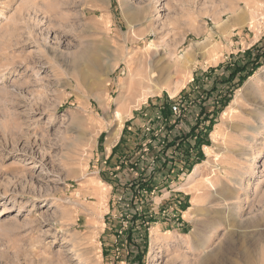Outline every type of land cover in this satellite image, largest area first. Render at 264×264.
Wrapping results in <instances>:
<instances>
[{"label": "rangeland", "instance_id": "obj_1", "mask_svg": "<svg viewBox=\"0 0 264 264\" xmlns=\"http://www.w3.org/2000/svg\"><path fill=\"white\" fill-rule=\"evenodd\" d=\"M263 46L264 0H0V264H264V59L219 81Z\"/></svg>", "mask_w": 264, "mask_h": 264}, {"label": "bare ground", "instance_id": "obj_2", "mask_svg": "<svg viewBox=\"0 0 264 264\" xmlns=\"http://www.w3.org/2000/svg\"><path fill=\"white\" fill-rule=\"evenodd\" d=\"M193 57V54L192 53H186L184 57H182L181 59H178L176 58V60L173 61L172 63V68L175 69V70H178L180 72H183L185 70V68L188 66V63L190 62V58ZM169 65V64H168ZM165 68V67H164ZM170 68V67H169ZM172 69V70H173ZM129 70V69H128ZM170 72V71H169ZM169 72H167L165 74V76L168 77L169 75ZM130 73V72H129ZM145 73V72H143ZM143 73L142 71H137L136 69L132 70V72L130 73L131 75V84L133 85L134 89H139V90H143V93L144 95L146 94H152V93H156L157 91L155 90H150V89H147L145 87L147 81L145 80V77H143ZM250 85L249 83H246V86L244 87V90L243 91H239L238 93H236V95H234V98L231 100V103L230 105L227 107V109L225 111H223L221 113V116H220V119L223 120L222 118L224 117V115L226 114V111L233 106V105H238L239 103V100L241 98H245V96L248 94V91H249V88H250ZM252 86V85H251ZM255 87V86H254ZM146 88V89H145ZM252 88V87H251ZM251 90V89H250ZM245 100V99H244ZM122 107H117L114 111V120H115V123H114V126H113V130L112 132L110 133V135L107 137V140H106V147L107 149L110 148L116 141L118 135H119V132H120V129L122 127V124H123V119H124V116H123V113H122ZM222 122V121H220ZM259 122H261L262 124V120L260 118ZM221 124V123H220ZM220 124L216 125L215 128L212 130V133L210 135V137H212V140L215 144H217L218 139H219V136L221 135L220 132H221V126ZM252 136V135H251ZM213 143V144H214ZM217 150L221 149L219 146L216 147ZM212 148H208L206 147V154H208V156L211 158L213 156L216 157V154L218 153H214L212 154ZM216 152V151H214ZM254 158V157H253ZM199 169H200V164H196V166L193 167V170L191 171V175H190V178L191 176L193 175H198L199 174ZM188 213V211L186 212ZM157 242L154 241V246L151 248V252H154L152 253V260H155L157 261L158 260V253H155V246H156ZM174 246V244H172V247ZM150 252V253H151ZM218 255V254H217ZM208 256V255H207ZM206 256V258L203 259V264L208 262V261H211V260H214L216 257V254H211L209 255L208 257Z\"/></svg>", "mask_w": 264, "mask_h": 264}, {"label": "trees", "instance_id": "obj_3", "mask_svg": "<svg viewBox=\"0 0 264 264\" xmlns=\"http://www.w3.org/2000/svg\"><path fill=\"white\" fill-rule=\"evenodd\" d=\"M257 49V48H256ZM256 49L252 48V49H247L245 50L244 54H242V62L239 64L238 62L234 63H229L230 65H228L227 69H228V75L227 77L221 80V78H219V81L221 83L224 82V85H226L228 91H232L233 89L241 86L242 82H244L245 78L249 75L252 74L253 70L256 69L258 66L261 65V61L262 59H264V46L260 49H258L259 51L255 52ZM231 66V67H229ZM215 78V77H214ZM213 83L215 84V86L212 88V90H216L218 88V82L219 81H215L213 79ZM219 97L218 99V103H222V106L225 107L228 104L229 101V97H230V92L229 93H225L223 95L218 94ZM207 108H209V105L204 106L203 107V112L204 113H208V115H206V117L208 119H212V113L214 112L213 108L209 110H207ZM211 130V128H210ZM209 130V131H210Z\"/></svg>", "mask_w": 264, "mask_h": 264}, {"label": "built area", "instance_id": "obj_4", "mask_svg": "<svg viewBox=\"0 0 264 264\" xmlns=\"http://www.w3.org/2000/svg\"><path fill=\"white\" fill-rule=\"evenodd\" d=\"M188 106H189V104L186 103V101L181 100V102L177 101L176 103L171 104L170 108H171L172 114L177 117L181 113L187 111L188 110ZM160 113L161 112H156L155 115H153L154 116V122H158V123L161 122L162 123L161 124L162 126H160L159 130L158 131L155 130V133L154 132L152 133L153 135H156L157 132H160V130L162 129L163 126H166V124H165L166 119ZM194 120H198L196 116L194 117ZM206 121H204V123H206ZM143 127H144L143 129L146 130V131H149L151 129L150 126L143 125ZM197 128L199 130L198 133H195L192 136H190V137H192L191 139H193V140L197 139L199 137L200 133L203 130V126H198ZM183 135L186 136L187 134L186 133L181 134V137H180L181 140H184ZM174 139H172V140H174ZM143 149L146 150V147H144ZM190 152H191V150H190Z\"/></svg>", "mask_w": 264, "mask_h": 264}, {"label": "crops", "instance_id": "obj_5", "mask_svg": "<svg viewBox=\"0 0 264 264\" xmlns=\"http://www.w3.org/2000/svg\"><path fill=\"white\" fill-rule=\"evenodd\" d=\"M128 129H130L129 126H127V128H125L123 136H122L119 144L117 145V147L114 149V154H113L111 159H114V158L118 159L122 155L125 156L123 153L125 151L129 152L131 150L132 145H133V141H132V135L130 134V131ZM134 129H135V126H133V130ZM136 136H137V131H136Z\"/></svg>", "mask_w": 264, "mask_h": 264}]
</instances>
